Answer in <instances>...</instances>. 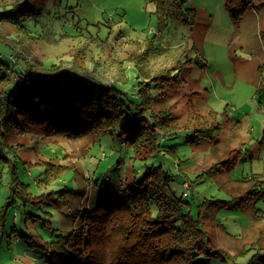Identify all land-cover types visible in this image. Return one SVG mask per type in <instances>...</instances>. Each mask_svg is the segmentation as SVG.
<instances>
[{
    "label": "rangeland",
    "instance_id": "1",
    "mask_svg": "<svg viewBox=\"0 0 264 264\" xmlns=\"http://www.w3.org/2000/svg\"><path fill=\"white\" fill-rule=\"evenodd\" d=\"M16 1L0 0V21L18 16L5 9ZM28 1L34 8L18 27L0 22V95L24 60L36 70L61 63L132 101L149 96L176 130L149 153L118 127L69 139L22 120L6 124L0 264H47V249L81 221V210L152 167L172 175L170 190L157 193L179 199L221 252L194 264H264V183L250 203L234 204L251 176L264 181V0ZM125 102L129 119L134 107ZM199 126L214 127L213 138L197 136Z\"/></svg>",
    "mask_w": 264,
    "mask_h": 264
},
{
    "label": "trees",
    "instance_id": "2",
    "mask_svg": "<svg viewBox=\"0 0 264 264\" xmlns=\"http://www.w3.org/2000/svg\"><path fill=\"white\" fill-rule=\"evenodd\" d=\"M15 7L18 16L3 17L0 22L18 27L34 8L28 0H20L5 9L14 11ZM232 16L237 17L235 13ZM24 64L25 71L11 69L19 75V80L6 86L0 95V138L6 134V124L17 125L20 120L32 128L69 139L110 133L118 127L134 148L147 147L149 153H154L160 151V139L171 133L166 131L176 130L161 121L167 114L161 117L153 111L155 101L151 105L149 96L132 101L128 95L119 96L104 85L76 79L77 75L67 74L66 66L61 63L41 70L29 67L26 60ZM22 75L26 78L22 79ZM85 75L88 80L93 79L87 72ZM143 85L147 93L149 85L146 81ZM125 99L135 108L129 119H124ZM145 100L147 105L139 106ZM193 129L199 137L213 138L215 132L214 127ZM5 148L0 139V158L5 155ZM233 164L231 161L226 168ZM256 178H249L255 183L250 182L247 190L238 196V202L234 203V197L222 204L226 206L230 202L243 207L250 203L251 194L259 191L256 185L264 183ZM171 179L168 170L152 167L139 182L133 180L122 189L107 190L95 207L81 210V221L59 240L58 246L47 249V264H194L201 254L220 257L221 252L206 237L199 221L180 209V200L168 193L162 199L157 193L160 188L168 192L167 182ZM151 206L157 208L155 214Z\"/></svg>",
    "mask_w": 264,
    "mask_h": 264
},
{
    "label": "built area",
    "instance_id": "3",
    "mask_svg": "<svg viewBox=\"0 0 264 264\" xmlns=\"http://www.w3.org/2000/svg\"><path fill=\"white\" fill-rule=\"evenodd\" d=\"M10 57L13 59V62L15 61L14 55H10Z\"/></svg>",
    "mask_w": 264,
    "mask_h": 264
}]
</instances>
